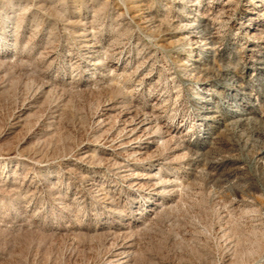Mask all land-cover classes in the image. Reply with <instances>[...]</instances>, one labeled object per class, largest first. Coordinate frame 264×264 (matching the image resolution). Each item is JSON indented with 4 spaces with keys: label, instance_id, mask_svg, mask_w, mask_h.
Returning a JSON list of instances; mask_svg holds the SVG:
<instances>
[{
    "label": "rangeland",
    "instance_id": "374dc122",
    "mask_svg": "<svg viewBox=\"0 0 264 264\" xmlns=\"http://www.w3.org/2000/svg\"><path fill=\"white\" fill-rule=\"evenodd\" d=\"M0 264H264V0H0Z\"/></svg>",
    "mask_w": 264,
    "mask_h": 264
}]
</instances>
